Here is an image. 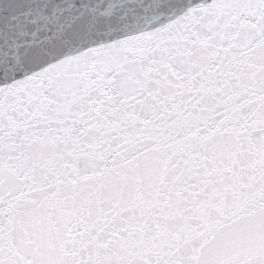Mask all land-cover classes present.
<instances>
[{
	"label": "snow or ice",
	"instance_id": "1",
	"mask_svg": "<svg viewBox=\"0 0 264 264\" xmlns=\"http://www.w3.org/2000/svg\"><path fill=\"white\" fill-rule=\"evenodd\" d=\"M0 264H264V0H0Z\"/></svg>",
	"mask_w": 264,
	"mask_h": 264
}]
</instances>
